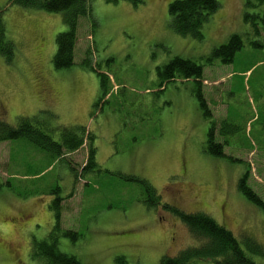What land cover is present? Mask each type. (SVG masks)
Wrapping results in <instances>:
<instances>
[{"label": "rangeland", "instance_id": "obj_1", "mask_svg": "<svg viewBox=\"0 0 264 264\" xmlns=\"http://www.w3.org/2000/svg\"><path fill=\"white\" fill-rule=\"evenodd\" d=\"M171 1L90 0L93 22H78L73 64L56 69L54 38L67 29L61 13L0 0L15 47L10 62L0 55V122L36 123L35 117L54 140L63 127L85 126L97 163L82 173L87 140L57 159L26 138L0 141V264H40L30 257L32 242L52 229L56 197L61 228L80 235L62 237L58 246L82 264H157L198 245L163 203L204 213L264 250V209L237 188L247 171L249 187L264 202V0H218L202 39L172 30ZM232 34L242 39L232 61L207 62ZM174 56L203 64L200 92L210 117L198 107L196 80L160 84L156 67ZM99 73L107 77L102 99ZM211 122L216 130L228 125L224 136L215 132L217 141L226 140L223 157L204 150ZM124 174L146 180L160 206L148 208L143 186ZM247 254L264 264V254Z\"/></svg>", "mask_w": 264, "mask_h": 264}, {"label": "trees", "instance_id": "obj_2", "mask_svg": "<svg viewBox=\"0 0 264 264\" xmlns=\"http://www.w3.org/2000/svg\"><path fill=\"white\" fill-rule=\"evenodd\" d=\"M127 1L136 5L142 3L143 0ZM8 2L22 7L61 13L62 21L67 29L55 35L56 52L52 58V63L56 69L66 68L73 64L78 22L81 18H88L93 22L90 0H8ZM219 6L218 0H172L168 4L169 25L174 32L181 36L202 39V25L219 9ZM249 18V14H244V20ZM241 47V37L238 34H232L225 43L212 49L206 61L210 62L212 57H219L223 63H229ZM14 50L13 42L7 37L5 22L0 10V55L4 57L6 62H10L13 59ZM82 63L93 69L87 61ZM202 69L203 64L198 61L174 56L168 62L157 66L156 72L160 84L172 79L196 80L198 88L194 91V96L202 115L207 118L211 116V112L200 92L199 79L202 76ZM99 77L101 89L99 99H102L107 90V77L104 76V73H99ZM34 120L36 123L33 122V119L20 117L15 126L0 122V141L26 138L35 146L48 152L52 158L57 159L62 158L64 152L67 154L78 149L87 140V157L81 171L82 173L94 171L97 168L93 137L85 126L63 127L60 131L59 140H54L42 130L44 124H39L35 117ZM220 125L216 130L217 125L211 122L204 142V150L215 157L225 156L223 146L226 144L225 139L222 142L216 140L215 132L217 131L222 136L229 132L226 123ZM123 178L138 182L143 186L146 192L143 202L146 203L148 208L160 206L159 196L156 195L154 189L146 180L125 174ZM247 181L248 175L245 171L238 179V190L250 203L264 209V202L249 187ZM61 199L56 197L51 203V208L54 209L52 229L44 238L34 239L32 242L30 257L40 262V264H82L77 256L61 251L58 246L59 239L62 237H67L71 241H75L80 237L77 231L61 228ZM161 207L175 214L186 225L189 232L201 242L196 246H189L180 250L177 255H164L157 264H192L198 260H209L216 264H259L247 252L264 254V250L261 244L251 237L246 236L243 239H238L229 229L204 213H188L167 203H163ZM123 259V256H119L116 261L123 263Z\"/></svg>", "mask_w": 264, "mask_h": 264}]
</instances>
